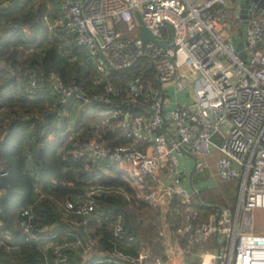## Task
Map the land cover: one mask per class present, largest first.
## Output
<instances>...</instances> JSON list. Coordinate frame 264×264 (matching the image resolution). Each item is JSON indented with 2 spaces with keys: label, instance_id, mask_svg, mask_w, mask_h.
<instances>
[{
  "label": "built area",
  "instance_id": "1",
  "mask_svg": "<svg viewBox=\"0 0 264 264\" xmlns=\"http://www.w3.org/2000/svg\"><path fill=\"white\" fill-rule=\"evenodd\" d=\"M57 1L60 14L52 26L74 35L94 74L90 87L83 89L74 80L65 84L51 73V91L58 103L109 106L96 110L95 118L101 124L116 121L119 129L114 138L124 139L110 145L90 136L81 143L80 152L107 166L114 164L137 188L150 182L152 189L143 195L149 205L189 202L195 197L197 190L190 187L178 162L185 154L193 156L194 173L202 174L218 151L214 175L236 186L233 209L213 206L202 223L188 217L182 227H172L163 254L141 253L138 260L186 264L179 240L186 235L188 247L201 246L215 236V250L198 252V264H264V234L251 232L253 210L264 208V9L254 1L247 3L244 46L236 49L231 38L239 27L235 28L229 11L235 3L240 25L239 0ZM11 2L4 0L3 5ZM135 11L146 29L167 46L140 38ZM139 59L148 62L151 74L146 79L135 75L123 83L113 80L115 72ZM29 82L36 85L35 73ZM94 193L88 191L68 214L73 224L86 223L79 215L90 212ZM23 232L38 239L28 225ZM112 236L134 242L133 236L124 234L119 218ZM95 245L92 238H86L85 244L62 242L55 245L54 253L59 260L65 247H81L87 254Z\"/></svg>",
  "mask_w": 264,
  "mask_h": 264
},
{
  "label": "trees",
  "instance_id": "2",
  "mask_svg": "<svg viewBox=\"0 0 264 264\" xmlns=\"http://www.w3.org/2000/svg\"><path fill=\"white\" fill-rule=\"evenodd\" d=\"M3 1L0 0V109L10 117L0 122V136L3 135L0 141V173H7L12 193L4 202L3 210L0 208V261L5 264H91L98 259L99 250L131 255L138 260L139 248H132L134 244L147 248L152 256L161 255L162 238L158 230L153 229L160 221L159 211L157 205H149L143 200V195L152 189L150 182L138 189H142V197H137L138 203L133 198L136 196L133 191L128 195L122 191L113 192L103 185V188H91L87 181H80L66 171L68 161L58 152L63 143L62 136L57 141L48 140L50 134L58 135L65 130V118L61 128L56 125L62 118L63 108L73 103L82 107L77 101L58 103L50 88L51 73L59 76L65 84L74 80L83 89L90 87L94 74L91 61L75 43L74 35L52 26L59 15L47 14V7L56 4L59 7V2L12 0L4 6ZM20 29L31 35L29 40L21 41V34L17 37ZM48 33H52L54 38L46 39ZM68 36L75 43L73 50H68L69 46L65 45ZM17 48L21 52L32 49V52L28 58L17 61L13 56V50ZM147 65L145 59H139L130 68L115 72L112 78L117 84L135 75L146 79L151 74ZM33 73L37 79L35 86L29 82ZM39 95L44 97L38 100ZM106 107L109 106L96 103L82 108L92 115ZM27 112L29 117L25 116ZM118 129L116 121H109L103 124L100 133L108 144L117 145L124 143L123 138H114ZM217 155L219 152L215 151L210 163ZM82 156L85 160L90 159L81 153L79 161ZM112 182L115 187L119 185ZM91 189L95 191L91 210L87 215H79V219H85L86 223L73 224L68 214L77 209ZM197 194L198 198L193 197L189 202L175 200L168 204V217L173 229L177 230L188 221V216L183 214L184 208L193 209L190 214L193 223L207 221V214L213 212V206L208 202L206 191L201 190ZM132 203L137 204L136 208L140 210H131L128 205ZM117 218L124 234L133 236L134 242L112 236ZM26 225L37 233V240H31L24 234ZM86 238L96 240V245L87 254L81 247H65L61 250V258L56 259L55 245L77 240H83L85 244ZM180 238L187 245L186 235Z\"/></svg>",
  "mask_w": 264,
  "mask_h": 264
},
{
  "label": "crops",
  "instance_id": "3",
  "mask_svg": "<svg viewBox=\"0 0 264 264\" xmlns=\"http://www.w3.org/2000/svg\"><path fill=\"white\" fill-rule=\"evenodd\" d=\"M51 15H59V7L56 4V6H48L47 7V14ZM74 41L72 37H67L66 46H69L70 49H74ZM70 45H73V48H71ZM81 56L84 57V53L81 52L82 50L80 48L77 49ZM16 49L13 50V56L17 61H21L22 59H18L15 54ZM75 59L76 57L73 56ZM84 65H87L86 63ZM94 71V69L92 68ZM44 96L39 95L37 99L41 100ZM173 101L170 104L173 105ZM6 114V119L10 117L9 113ZM62 118L59 119L56 122V125L58 128H61L63 125V118H65V130L62 131L60 134H50L48 137L49 141H57L59 137L62 136L63 143L59 147L58 152L62 153V157L65 158V160L68 161V166L66 168L67 172H70L74 177H78V180L83 179L85 181L84 177H87L85 171L90 169V165L92 163H95V165H102V168H105L108 172L107 174L102 173L98 178L104 177L108 180H113L117 182L119 185L115 187L119 190V192H124L125 194H128V192L133 191V189L137 190V186L132 183L125 174H123L121 171H119L118 167L114 164L107 166V164L104 161H91V159L85 160V158L82 156L83 159L79 161V156H81L80 153V145L83 139L90 136H99L103 138L106 141V138L103 136L102 133H100V129L103 126V124L99 123L97 119L95 118V114H90L88 111H86L84 108L76 105V104H69L65 108H63V112L61 114ZM77 127V129H76ZM114 133V129H113ZM91 164H90V163ZM178 162L180 165V168L182 170V173L186 179H189V173L191 171V168L194 163L193 156L191 154H185L183 156H180L178 158ZM80 163V164H77ZM77 164V165H75ZM84 170V172H82ZM82 172V174H80ZM215 172V161L212 160L211 163H209V169L203 172L202 175L200 173H194L193 176H195L194 185L192 183V187L198 191H206L208 194V202L211 206H218V207H235V184L233 182H221L217 179V177L214 175ZM90 177V175L88 176ZM96 187L103 188L102 185H98ZM95 188V187H94ZM129 192V193H130ZM137 194V192H136ZM134 195V194H133ZM134 198V197H133ZM223 202V204H219ZM155 206V205H154ZM159 211V223L156 225L153 229L158 230V235L162 238L161 239V253L164 252V244L166 242L168 243L172 239V224L170 223L169 217H168V205L166 203H161L156 206ZM57 228V227H56ZM52 229H54L52 227ZM47 230V229H46ZM213 240L215 242V246L212 249H207V251H214L216 247V240L215 236H213ZM180 240V239H179ZM183 243L180 240V246L184 250V257L186 260V264H198V252L202 251V246H195V247H188L185 243L183 246ZM137 246L139 249L137 251L138 254L141 253H149V250L144 247H140L136 244L132 245L131 247L134 248ZM130 247V248H131ZM98 252V259H96L93 264H130L131 262H134L135 264H139L141 260L135 259L136 257H132L131 255H122L120 253H106L101 250ZM88 256V255H87ZM85 256V257H87ZM139 256V255H138ZM91 263V264H92ZM151 263V262H150Z\"/></svg>",
  "mask_w": 264,
  "mask_h": 264
},
{
  "label": "rangeland",
  "instance_id": "4",
  "mask_svg": "<svg viewBox=\"0 0 264 264\" xmlns=\"http://www.w3.org/2000/svg\"><path fill=\"white\" fill-rule=\"evenodd\" d=\"M236 5H235V3L234 4H231V6H230V11H229V15H230V19L233 21V23H234V25H235V28H237V27H239V21L236 19ZM118 29H120V30H122L124 33H125V36H127V34H126V30H125V28L123 27V25H120V26H118ZM22 35L19 39L21 40V41H27V40H29L30 39V36L31 35H29V33L27 32V31H25V29H20V31L16 34L17 35V37L19 36V35ZM52 33H48V35H47V38L46 39H48V40H51L52 38H54V35L52 34ZM17 37H15V38H17ZM55 37H57V36H55ZM16 51L17 52H15V54H16V56H17V58L18 59H23V58H26L27 56L29 57V55L31 54V52H32V49H28L27 51H24V52H21L20 51V49H16ZM64 51H65V49H64ZM27 57V58H28ZM82 64L84 65V63L82 62ZM90 78V77H89ZM88 78V79H89ZM170 95V92H169V94H168V96ZM2 109H0V122L2 123L3 122V119L4 118H6L7 116H6V114L5 113H3V111H1ZM91 161H93V160H91ZM95 161V160H94ZM97 162H99V161H97ZM90 163V162H89ZM91 164V163H90ZM82 172H84V170L82 171ZM82 172H80V174H82ZM85 172H87L86 173V175H87V177H84V179H85V181H87V183L88 184H91V188H93V187H96V186H98L99 184L100 185H103V186H108L107 188L108 189H110V190H112L113 192L114 191H117V192H119V190L118 189H116L115 188V186H114V183L112 182L113 180H108V179H106V178H104V177H100V178H98L102 173H104V174H107V170L105 169V168H102V165L101 164H99V165H95V163H92V165H90V169L89 170H87V171H85ZM90 175V177H88ZM200 175H202V174H200ZM78 178V177H77ZM194 178H195V176H192V183H193V185H194V182H193V180H194ZM80 181H83V179L81 178V180ZM139 189V188H138ZM138 189L136 190H134L133 189V193L135 194L136 192H137V194H136V196L134 195V198H136L135 199V202L136 203H138V200H137V197L139 198V197H142V189H140V191H138ZM141 193V194H140ZM140 194V195H139ZM128 195H129V193H128ZM207 196V195H206ZM140 199V198H139ZM189 201H191V200H189ZM172 203V202H171ZM169 203H167V205H168ZM219 204H223V202H221L220 201V203ZM128 207L131 209V210H133V211H139L140 209H138V208H136L137 207V204H135V205H133V203L131 204V205H128ZM231 209V208H230ZM191 210V211H190ZM192 210L193 209H191V208H189V209H187V208H184V210H183V214H184V216H185V214H186V216H188V217H190L191 215V212H192ZM188 211V212H187ZM208 216H209V212H208V214H207ZM185 216V217H186ZM170 223L172 224V222L170 221ZM251 232L252 233H254V234H264V208H255L254 210H253V212H252V226H251ZM180 237V236H179ZM214 238H213V236L207 241V242H205V243H203L201 246H202V249H203V252H206L207 251V249H212L214 246H215V242H214V240H213ZM180 240L181 241H183L182 240V238H180ZM183 246H184V243H183Z\"/></svg>",
  "mask_w": 264,
  "mask_h": 264
},
{
  "label": "water",
  "instance_id": "5",
  "mask_svg": "<svg viewBox=\"0 0 264 264\" xmlns=\"http://www.w3.org/2000/svg\"><path fill=\"white\" fill-rule=\"evenodd\" d=\"M231 1H235V0H231ZM249 1L256 2L260 8L264 9V0H239V15H238V18L240 19L239 30L231 38L233 46L236 49H241L244 46L245 30H246L247 24H248V15H247L248 4L247 3ZM135 15H136L138 22L141 24L139 36L142 40L150 39L153 42L160 45L161 47L167 46V44L164 40L156 38L148 29H146V27L142 24L141 17H140V14L138 11H135ZM167 26L170 28V30H172V27L169 23H167ZM194 172H195V164L193 163V166H192L191 171L189 173V185L191 188H193L192 187V176H193ZM0 189L2 190V196L0 198V208L3 210L4 202L7 200V198L12 193V190H11L10 186L8 185L7 173L5 171H2L0 173ZM195 197L198 198L197 192L195 193ZM218 212H220V208L218 209ZM130 264H135V263L131 262ZM139 264H148V263H146L145 260L142 259L139 262Z\"/></svg>",
  "mask_w": 264,
  "mask_h": 264
}]
</instances>
